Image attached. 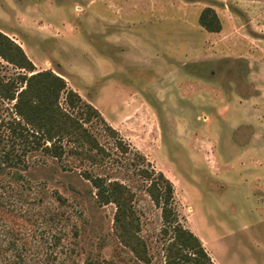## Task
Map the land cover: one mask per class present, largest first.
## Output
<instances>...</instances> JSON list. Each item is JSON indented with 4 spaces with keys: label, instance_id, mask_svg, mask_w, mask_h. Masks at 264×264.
<instances>
[{
    "label": "rangeland",
    "instance_id": "374dc122",
    "mask_svg": "<svg viewBox=\"0 0 264 264\" xmlns=\"http://www.w3.org/2000/svg\"><path fill=\"white\" fill-rule=\"evenodd\" d=\"M107 1L0 0V31L36 71L62 77L128 147L120 152L96 119L86 126L107 153L97 164L23 154L7 129L14 102L0 98V159L20 160H0V264H28L31 252L51 254L46 264H144L118 242L115 207L97 202L84 171L134 193L148 264H164L168 237L141 169L172 183L179 222L213 264H264V110L247 102L264 92L261 49L254 78L248 63L264 39V0H117L110 13ZM205 8L231 28L200 29ZM17 73L0 60L1 79ZM49 233L59 237L52 248Z\"/></svg>",
    "mask_w": 264,
    "mask_h": 264
},
{
    "label": "trees",
    "instance_id": "16d2710c",
    "mask_svg": "<svg viewBox=\"0 0 264 264\" xmlns=\"http://www.w3.org/2000/svg\"><path fill=\"white\" fill-rule=\"evenodd\" d=\"M198 24L208 33L221 30L220 21L212 8L201 11ZM0 60L18 70L13 79L5 81L0 78V98L14 102L12 110L15 118L8 122L7 129L13 138L12 143L16 141L23 154L40 150L57 161L69 155L97 164L107 153L86 126L96 119H100L105 131L115 138L116 148L120 152H128V147L117 138V132L105 123L91 104L84 102L73 90L67 89L65 80L59 75L47 70L36 71L23 48L1 31ZM62 98L64 107L60 103ZM140 158L144 160L141 155ZM1 161L14 167L20 160L15 155L5 153ZM138 175L148 183L146 193L161 212V235L168 237L164 248V264H213L200 239L179 222L172 183L162 172L153 169L138 170ZM80 176L94 188L99 204H112L115 207L112 229L120 245L128 249L138 261L148 264L150 258L139 235V218L133 206L134 193L120 182L108 181L86 171ZM16 177H21V174H16ZM56 199L58 202L63 201L59 197ZM49 235L43 236V240L46 243L49 239L52 244L48 248H52L59 242V237ZM51 256H38L31 252L27 262L46 264Z\"/></svg>",
    "mask_w": 264,
    "mask_h": 264
},
{
    "label": "crops",
    "instance_id": "0c3cea01",
    "mask_svg": "<svg viewBox=\"0 0 264 264\" xmlns=\"http://www.w3.org/2000/svg\"><path fill=\"white\" fill-rule=\"evenodd\" d=\"M107 2H108L107 5H104L103 4V8L104 9H108L107 10L108 13H110L109 10H113V8H117V10H119L121 8L118 5H114V2H118L117 0H110V1H107ZM165 5L171 6L172 3H170V2L167 1L165 3ZM171 10H173V9L171 8ZM201 10H200V13H201ZM196 15H198V12L195 14V16ZM198 27H200L199 24H198ZM229 28H231V26H221V30L218 33H208L204 29L203 30L208 35L216 36V35H220L224 31L227 32L229 30ZM185 29H190V26H185ZM200 29H202V28L200 27ZM108 40H110V36L108 37ZM259 42H262V43H259ZM253 43L254 44H257V45H254L256 48L254 46H252V48H251V50H252L251 51V55L248 57V63L250 65V67H251V78H254L255 73H256L255 65H257V63H255V62H259V59L257 57V56H259V53H258V50L259 49H261V52L263 53L262 54V57H264V39H257V42H253ZM204 48H205V46H204ZM247 102L252 103V106L251 107H252L253 110L260 109V110L263 111L264 110V92H263V94L261 93L258 97H252L251 99L247 100ZM251 126H254V124L252 123Z\"/></svg>",
    "mask_w": 264,
    "mask_h": 264
}]
</instances>
